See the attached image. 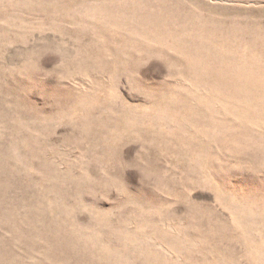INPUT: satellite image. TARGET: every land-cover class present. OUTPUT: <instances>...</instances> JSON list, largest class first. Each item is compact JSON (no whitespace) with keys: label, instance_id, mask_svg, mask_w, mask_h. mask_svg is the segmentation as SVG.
Here are the masks:
<instances>
[{"label":"rangeland","instance_id":"1","mask_svg":"<svg viewBox=\"0 0 264 264\" xmlns=\"http://www.w3.org/2000/svg\"><path fill=\"white\" fill-rule=\"evenodd\" d=\"M143 1L0 0V264H264V0Z\"/></svg>","mask_w":264,"mask_h":264},{"label":"bare ground","instance_id":"2","mask_svg":"<svg viewBox=\"0 0 264 264\" xmlns=\"http://www.w3.org/2000/svg\"><path fill=\"white\" fill-rule=\"evenodd\" d=\"M115 1V0H114ZM121 1H125V0H116V2L114 3V5H117L119 2H121ZM148 2L150 1V0H147ZM85 2V1H84ZM86 2H88V1H86ZM92 2H94V1H92ZM99 2V1H98ZM136 2V1H135ZM142 2H144L143 0H142ZM146 2V1H145ZM144 2V3H145ZM96 3H97V1H96ZM100 3V2H99ZM105 3V2H104ZM125 3V2H124ZM84 4H86V3H84ZM83 4V5H84ZM88 4H89V6H93V4H91V2L89 3L88 2ZM98 4V3H97ZM109 4V3H108ZM120 4V3H119ZM82 5V4H81ZM113 5V4H112ZM130 5H132V2H131V4ZM150 5V4H149ZM151 5H152V3H151ZM111 6V5H110ZM109 6V7H110ZM173 6V5H172ZM87 7V6H86ZM93 7H95V2H94V6ZM93 7H91V8H93ZM169 7H171V6H169ZM85 8V7H84ZM98 8V10L96 11V15L97 14H100L101 15V13L105 10V7H104V4H102V6H97L96 7V9ZM111 9V8H110ZM88 10V11H87ZM86 11H87V13H89V12H91L92 10L90 9V8H88ZM171 11H172V9H171ZM83 12H84V10H83ZM83 12H80V15H81V13H83ZM94 13V11L93 12H91V14H93ZM170 13V12H169ZM172 13V12H171ZM170 13V15H172ZM77 14V13H76ZM79 14V13H78ZM85 14V13H84ZM90 14V13H89ZM103 14V13H102ZM195 14H197V13H195ZM79 15V17H81ZM96 15H94V16H96ZM164 15V14H163ZM162 15V16H163ZM87 16V14L84 16V17H86ZM172 16H174V15H172ZM79 17H77L78 19H79ZM91 17H92V15H91ZM100 17V16H99ZM164 17V16H163ZM166 17V16H165ZM165 17H164V22L162 21V19L163 18H160V23H158V24H160V26L159 27H161V25L162 24H164V27H163V25H162V28H160L161 30L164 28H166V26H165ZM175 17V16H174ZM82 18H83V16H82ZM90 18V17H89ZM88 18H86V20H87ZM91 19V18H90ZM94 19V18H93ZM98 19V18H97ZM173 19V18H172ZM83 20H84V18H83ZM85 20V21H86ZM92 20V19H91ZM96 20V17H95V19H94V21ZM170 20H171V18H170ZM170 20H168L169 22H170ZM181 17L179 18V17H177L176 16V18L173 20V22L171 23V25H170V27H168V32L171 34V36L170 37H172V39H175V40H178V39H181V40H185L184 41V45L186 46V47H188V48H192L193 47V45L191 44L192 42L191 41H193V38L194 37H197V38H200V39H204V40H206L207 42H208V45L210 46V45H216V46H218L219 48H220V46H226V47H228V48H230V47H235V49H237L238 48V46L241 44V42H242V40H244V43L242 44V45H245V47L247 48V50H249V49H251L252 51H254V50H258V49H262L263 47H264V23H256V24H251V27L252 28H245V29H243V30H237L236 28H234V27H224V25H223V22L221 21V20H213V25L211 26V27H207L206 26V19L205 18H198L197 20H196V23H200L198 26H193L194 25V23L192 22V20H190V21H186V20H184L183 22H185L186 21V24H181ZM82 21V20H81ZM81 21H78V22H81ZM90 22V24L91 25H93L92 24V22L91 21H88V23ZM85 22H83V24H84ZM87 23V25L89 26V24ZM93 23H95V22H93ZM82 24V23H81ZM80 23H78V25H81ZM97 24V23H96ZM91 25L89 26V28H91ZM144 25V24H143ZM97 26V25H96ZM95 26V27H96ZM103 26H106V25H103ZM102 26V27H103ZM134 26V25H133ZM132 26V27H133ZM136 26V25H135ZM142 26V25H141ZM145 26V25H144ZM144 26L142 27L143 28V30H144V32L147 30L146 29V26H145V28H144ZM82 27V26H81ZM87 27V26H86ZM86 27H85V29H86ZM94 27V26H93ZM140 27V26H139ZM151 27V26H150ZM79 28H80V26H79ZM79 28H78V30H79ZM97 28V27H96ZM134 28V27H133ZM142 28H140L141 30H142ZM148 28V27H147ZM84 29V30H85ZM131 29V28H130ZM139 29V28H138ZM163 29V30H164ZM167 29V28H166ZM165 29V30H166ZM83 30V29H82ZM93 30H95V29H93ZM103 30H104V27H103ZM103 30H101V31H103ZM108 31V29H107V27H106V29L104 30V31ZM142 30V31H143ZM88 31H89V29H88ZM92 30H90V32H91ZM96 31V30H95ZM97 31H98V28H97ZM133 31H135L134 29H133ZM137 31V30H136ZM99 32V31H98ZM138 32V31H137ZM163 32H166V31H163ZM112 34V33H111ZM115 34V33H114ZM147 32H145V36H147ZM165 34H167L168 35V33H165ZM194 34V35H193ZM135 35H137V33L135 34ZM115 37L117 36V35H114ZM144 36V35H143ZM149 36V35H148ZM135 38H136V36H134ZM169 37V36H168ZM111 38V37H110ZM123 38V37H122ZM131 39L130 40H132V41H134L132 38L133 37H130ZM96 39V38H95ZM124 39H126V37L124 38ZM171 39V40H172ZM94 40V39H93ZM116 41H120L121 40V38L119 39H115ZM129 40V39H128ZM139 40V39H138ZM197 40V39H196ZM199 40V39H198ZM110 42L109 43H111L112 42V40H109ZM116 41H115V43H116ZM127 41V40H126ZM125 40H124V42H126ZM141 42H142V40H140ZM180 43H181V41L180 40H178ZM194 41H195V39H194ZM193 41V42H194ZM95 42V41H94ZM94 42H91L90 44H92V43H94ZM121 42V41H120ZM131 42V41H130ZM130 42H127L128 44L130 43ZM140 42V43H141ZM172 42V41H171ZM197 42V41H196ZM108 43V44H109ZM115 43H114V48H115ZM122 43H123V41H122ZM122 43H121V45H122ZM126 43V44H127ZM120 44V43H119ZM124 44V43H123ZM126 44L124 45V46H126ZM171 44V43H170ZM177 44L178 43H176V44H174L173 46L174 47H176L177 46ZM182 44V43H181ZM205 44V43H204ZM110 45V44H109ZM134 45V44H133ZM136 45H138V44H136ZM140 45V44H139ZM144 45H147V44H144ZM144 45H140V47H142L141 49H143L144 48ZM172 45V44H171ZM178 45H180V44H178ZM183 45V46H184ZM196 45V44H195ZM241 45V46H242ZM92 46V45H91ZM90 46V47H91ZM95 46V45H94ZM105 46V45H104ZM111 47L113 46V45H110ZM120 46V45H119ZM123 46V47H124ZM184 46V47H185ZM206 46V45H205ZM240 46V47H241ZM133 47H135L136 48V50H137V48H139V47H136V46H133ZM146 47V46H145ZM148 47V46H147ZM146 47V48H147ZM92 48V47H91ZM94 48V47H93ZM106 48V47H105ZM113 48V49H114ZM121 48H122V46H121ZM150 48V46L147 48V49H149ZM171 48V47H170ZM183 47H181V49H182ZM201 48H203V47H201ZM207 48V47H206ZM99 49V48H98ZM109 49H110V47H109ZM108 48H107V51H108V53H110L111 52V50H109ZM112 49V48H111ZM116 49V48H115ZM129 50L130 49H132V46H131V48H130V46H129V48H128ZM127 49V50H128ZM140 49V48H139ZM140 49V50H141ZM146 49V50H147ZM175 49V48H174ZM194 49H195V47H194ZM199 49V48H198ZM234 49V48H233ZM92 50V49H91ZM106 50V49H105ZM127 50H125V53H128L127 52ZM135 50V51H136ZM175 50H177V48L175 49ZM184 50H185V48H184ZM183 50V51H184ZM188 50V49H187ZM84 52H85V50H83ZM87 51V50H86ZM89 51V50H88ZM110 51V52H109ZM115 51V50H114ZM133 51H134V48H133ZM138 51V50H137ZM136 51V52H137ZM149 51H151L150 49H149ZM153 51V50H152ZM155 51V50H154ZM172 51V50H171ZM178 51V50H177ZM186 51V50H185ZM193 51V50H192ZM251 51V52H252ZM91 52V51H90ZM93 52V51H92ZM147 53H148V50L146 51ZM187 52H189V51H187ZM248 52H250V51H248ZM88 53V52H87ZM100 53H102L101 51H100ZM121 53H123V52H121ZM124 53V54H125ZM134 53V52H133ZM185 53V52H184ZM195 53V52H194ZM196 53H197V50H196ZM146 54V53H145ZM190 54V53H189ZM192 54V53H191ZM102 55V54H101ZM101 55H100V57H101ZM123 55V54H122ZM129 55H130V53H129ZM150 55V54H149ZM164 55V54H163ZM98 56V55H97ZM115 56V53H114V55L112 56V57H114ZM165 56V55H164ZM104 57V56H103ZM119 58H120V55L118 56ZM97 58V57H96ZM122 58V57H121ZM166 58H167V56H166ZM169 58H171L172 59V57L170 56ZM174 58V57H173ZM114 59H115V57H114ZM118 59V58H117ZM168 59V58H167ZM86 60V59H85ZM88 60H90V59H88ZM170 60V59H169ZM174 60V59H173ZM91 61V60H90ZM84 62V61H83ZM86 62V61H85ZM111 64V63H110ZM85 121V120H84ZM87 124V125H86ZM85 125H84V127H86V126H88V123H86ZM82 126H83V124H82Z\"/></svg>","mask_w":264,"mask_h":264}]
</instances>
